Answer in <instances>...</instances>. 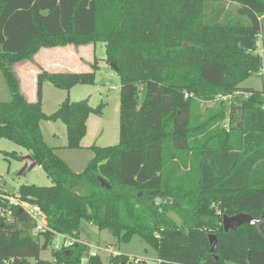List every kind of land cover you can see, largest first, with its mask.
<instances>
[{"label": "trees", "instance_id": "1", "mask_svg": "<svg viewBox=\"0 0 264 264\" xmlns=\"http://www.w3.org/2000/svg\"><path fill=\"white\" fill-rule=\"evenodd\" d=\"M260 36L264 0H0V71L10 91L0 100V140L26 148L52 180L13 194L41 209L46 231L0 189V264H79L90 251L83 242L52 260L41 253L57 234L79 239L84 221L119 242L139 235L159 264H264V89L242 86L262 69ZM98 43L106 57L88 71L51 72L35 59L42 48ZM24 61L38 70L36 101L22 88L16 66ZM101 61L120 75V142L91 146L94 157L77 172L46 142L41 122L63 121L66 147L79 149L103 104L68 97L47 114L43 87L95 84ZM228 96L227 106H202ZM240 212L260 221L226 231L223 216Z\"/></svg>", "mask_w": 264, "mask_h": 264}, {"label": "rangeland", "instance_id": "2", "mask_svg": "<svg viewBox=\"0 0 264 264\" xmlns=\"http://www.w3.org/2000/svg\"><path fill=\"white\" fill-rule=\"evenodd\" d=\"M263 37H259L258 53L262 56L263 66L259 73L250 76L242 83L243 87L264 89V46ZM95 49V56L106 57V46L98 43ZM92 53V52H90ZM91 55V54H90ZM94 58V55H91ZM93 62V61H92ZM96 72L95 84H78L71 90H66L45 82L42 92L43 110L47 113L55 112L60 104L70 98L72 101H80L89 98L93 107L103 104L102 113L91 114L88 118L87 134L83 138L82 148H67V128L63 121H42V131L46 142L56 148V153L68 163L72 169L81 172L94 157V150L91 146H113L120 142V75L110 64L103 62ZM28 86V83H26ZM10 91L0 71V100H9ZM230 97H218L215 100L203 101L202 106L217 109L221 101L226 106L230 103ZM41 126V127H42ZM29 151L10 139L0 140V189L8 192V198L18 199L13 196L23 184H36L48 186L52 184L51 178L40 165L33 167L24 159ZM16 154V157L13 155ZM18 201V200H17ZM21 201V200H20ZM17 204V203H16ZM179 220L174 212L170 213ZM83 232L79 242L90 245H100L101 257L105 264L109 258L115 255L114 252L130 256H139L144 259V264H159L156 249L150 246L139 235H134L127 242H119L108 230H100L96 225L84 221ZM63 238L55 236L53 244L41 255L45 259H53V251L57 249L58 243L62 244ZM62 250V249H61ZM113 252V253H112Z\"/></svg>", "mask_w": 264, "mask_h": 264}, {"label": "crops", "instance_id": "3", "mask_svg": "<svg viewBox=\"0 0 264 264\" xmlns=\"http://www.w3.org/2000/svg\"><path fill=\"white\" fill-rule=\"evenodd\" d=\"M95 49L96 46L93 44L81 45L79 47L68 45L65 47L42 48L36 54L35 59L44 68L51 72L88 71L91 69L90 63L94 61L95 57H98L95 56ZM90 54L94 55V58L91 57ZM103 62L105 61H101V63ZM16 68L21 77L22 88L27 98L30 101H36L38 76L36 66L32 62L24 61L17 63ZM26 83H28V86ZM29 156H31L30 152L25 155L24 159H27Z\"/></svg>", "mask_w": 264, "mask_h": 264}, {"label": "built area", "instance_id": "4", "mask_svg": "<svg viewBox=\"0 0 264 264\" xmlns=\"http://www.w3.org/2000/svg\"><path fill=\"white\" fill-rule=\"evenodd\" d=\"M18 200V201H17ZM14 199L11 198L10 201L11 203H17L21 205L35 220L36 222V229L39 231H46L49 228L47 227V222H46V216L45 214L41 211V209L37 205H33L27 201H20L19 199ZM63 238L62 244L58 243L57 249H64V248H69L73 246L76 242H79L81 240L74 238V237H65L63 235L57 234ZM88 245V243H85ZM102 247L100 245H90V251L89 254L85 257L82 258V261L79 264H86L88 262V259L92 256H99L101 255V250ZM104 250V248L102 249ZM113 253V252H112ZM114 254H118L117 252H114ZM144 259L139 257V256H129L128 258V263L129 264H141V262Z\"/></svg>", "mask_w": 264, "mask_h": 264}, {"label": "water", "instance_id": "5", "mask_svg": "<svg viewBox=\"0 0 264 264\" xmlns=\"http://www.w3.org/2000/svg\"><path fill=\"white\" fill-rule=\"evenodd\" d=\"M111 66L117 70V65L115 63H112ZM27 162L29 165L36 167L38 166V163L35 161V159L33 158V156H29L27 159ZM103 186L108 187V184L106 182L103 181ZM260 221V219H257L255 217H253L251 214L249 213H244V212H240L234 215H227L225 214L223 216V226L224 229L226 231L229 230H236L240 225H243L245 223H250V224H257ZM210 243H211V252H216V248H217V235L215 233H211L210 236Z\"/></svg>", "mask_w": 264, "mask_h": 264}]
</instances>
